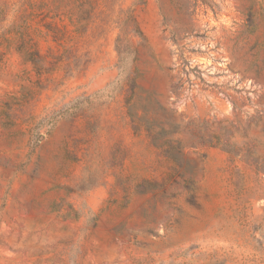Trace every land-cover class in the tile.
Masks as SVG:
<instances>
[{
	"label": "rangeland",
	"instance_id": "1",
	"mask_svg": "<svg viewBox=\"0 0 264 264\" xmlns=\"http://www.w3.org/2000/svg\"><path fill=\"white\" fill-rule=\"evenodd\" d=\"M0 264H264V0H0Z\"/></svg>",
	"mask_w": 264,
	"mask_h": 264
},
{
	"label": "bare ground",
	"instance_id": "2",
	"mask_svg": "<svg viewBox=\"0 0 264 264\" xmlns=\"http://www.w3.org/2000/svg\"><path fill=\"white\" fill-rule=\"evenodd\" d=\"M213 44H215V43H213ZM223 57L224 58H228L229 57V54L226 52V50L223 51ZM201 62L207 67L211 65V61L209 59H206V58H203L201 60Z\"/></svg>",
	"mask_w": 264,
	"mask_h": 264
}]
</instances>
